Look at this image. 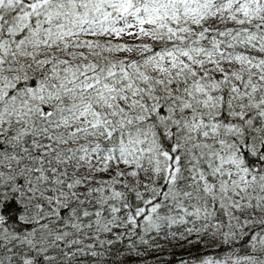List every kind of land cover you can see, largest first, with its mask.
I'll use <instances>...</instances> for the list:
<instances>
[{
  "label": "snow or ice",
  "instance_id": "6c2138e0",
  "mask_svg": "<svg viewBox=\"0 0 264 264\" xmlns=\"http://www.w3.org/2000/svg\"><path fill=\"white\" fill-rule=\"evenodd\" d=\"M0 264H264V0H0Z\"/></svg>",
  "mask_w": 264,
  "mask_h": 264
}]
</instances>
